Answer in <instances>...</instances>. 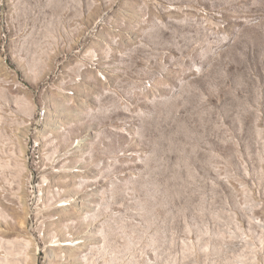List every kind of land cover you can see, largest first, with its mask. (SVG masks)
Segmentation results:
<instances>
[{
  "label": "rangeland",
  "instance_id": "1",
  "mask_svg": "<svg viewBox=\"0 0 264 264\" xmlns=\"http://www.w3.org/2000/svg\"><path fill=\"white\" fill-rule=\"evenodd\" d=\"M0 264H264V0H0Z\"/></svg>",
  "mask_w": 264,
  "mask_h": 264
},
{
  "label": "bare ground",
  "instance_id": "2",
  "mask_svg": "<svg viewBox=\"0 0 264 264\" xmlns=\"http://www.w3.org/2000/svg\"><path fill=\"white\" fill-rule=\"evenodd\" d=\"M66 200V199H65ZM59 243L55 244V245H58Z\"/></svg>",
  "mask_w": 264,
  "mask_h": 264
}]
</instances>
